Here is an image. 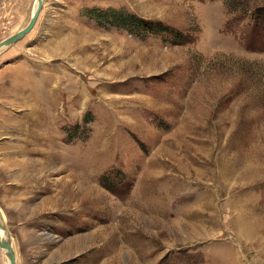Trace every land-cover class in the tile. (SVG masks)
I'll use <instances>...</instances> for the list:
<instances>
[{
  "label": "rangeland",
  "instance_id": "374dc122",
  "mask_svg": "<svg viewBox=\"0 0 264 264\" xmlns=\"http://www.w3.org/2000/svg\"><path fill=\"white\" fill-rule=\"evenodd\" d=\"M0 215L18 264H264V0H45L0 50Z\"/></svg>",
  "mask_w": 264,
  "mask_h": 264
},
{
  "label": "water",
  "instance_id": "95a60500",
  "mask_svg": "<svg viewBox=\"0 0 264 264\" xmlns=\"http://www.w3.org/2000/svg\"><path fill=\"white\" fill-rule=\"evenodd\" d=\"M44 3H45V0H37V5L35 7V10L28 24L22 29H20L19 31H17L16 33L0 41V50L4 47L15 44L16 42H18L20 39H22L24 36L29 34L34 29L41 15V12L43 10ZM4 228L5 226L2 222V218L0 215V230ZM0 247L7 250V257L10 261V264H18L17 257H16V251L13 247L12 240H11L9 233L7 234L6 238H3V239L0 238Z\"/></svg>",
  "mask_w": 264,
  "mask_h": 264
},
{
  "label": "trees",
  "instance_id": "16d2710c",
  "mask_svg": "<svg viewBox=\"0 0 264 264\" xmlns=\"http://www.w3.org/2000/svg\"><path fill=\"white\" fill-rule=\"evenodd\" d=\"M94 13H97L98 21L100 22V24L104 19L105 21L108 22V24H111L117 27H120V26L126 27V28H129L130 30H133L134 32H136L135 29L137 28H134L133 26L143 27L142 24H146V23H141L142 21L136 15L132 13H127L126 11H122L118 9H114L110 11L96 9ZM75 129L78 130L79 127L77 126Z\"/></svg>",
  "mask_w": 264,
  "mask_h": 264
},
{
  "label": "bare ground",
  "instance_id": "6f19581e",
  "mask_svg": "<svg viewBox=\"0 0 264 264\" xmlns=\"http://www.w3.org/2000/svg\"><path fill=\"white\" fill-rule=\"evenodd\" d=\"M15 163H10L9 164V166L10 165H14ZM9 232L4 228V229H1L0 230V238H6V236H7V234H8ZM3 249V248H2ZM3 252H4V254H5V260H6V262H7V264H10V261H9V259H8V257H7V250H5V249H3Z\"/></svg>",
  "mask_w": 264,
  "mask_h": 264
}]
</instances>
